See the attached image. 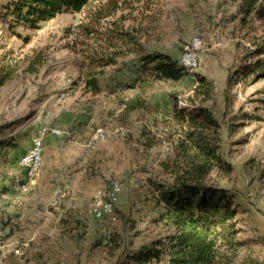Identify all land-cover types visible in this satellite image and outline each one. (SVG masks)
<instances>
[{
    "label": "rangeland",
    "instance_id": "obj_1",
    "mask_svg": "<svg viewBox=\"0 0 264 264\" xmlns=\"http://www.w3.org/2000/svg\"><path fill=\"white\" fill-rule=\"evenodd\" d=\"M12 27L0 17V264H131L141 246L174 235L155 187L186 176L199 107L219 157L202 182L234 196L249 242L238 262L264 264V76L244 75L264 60V0H91L38 30ZM194 39L200 62L185 79L137 87L142 55L180 63ZM37 138L42 169L29 184L18 162ZM116 182L112 213L95 218Z\"/></svg>",
    "mask_w": 264,
    "mask_h": 264
},
{
    "label": "trees",
    "instance_id": "obj_2",
    "mask_svg": "<svg viewBox=\"0 0 264 264\" xmlns=\"http://www.w3.org/2000/svg\"><path fill=\"white\" fill-rule=\"evenodd\" d=\"M91 0H10L4 5L0 15L8 26H22L28 30H38L40 25L55 18L58 14L80 13ZM251 11H245L250 15ZM8 20V21H7ZM12 27V28H13ZM256 56L264 54V47L257 49ZM111 64L105 62L100 66ZM0 69V86L8 80V72ZM139 88H147L155 82H180L189 75V71L167 54H144L136 67ZM264 76V60L257 59L244 75ZM198 87L197 92L209 96L211 82L198 74L192 75ZM97 79L87 84L98 91ZM131 88H134V86ZM201 88V89H200ZM138 102H128L127 111L141 108ZM196 121L200 128L190 132L188 145L196 154L188 159L190 167L172 185L157 184L156 203L161 206L160 219L172 225L175 234L166 241L158 240L141 246L129 255L131 264H257L258 260L243 259L238 262L240 252L249 242L241 240L237 227V207L234 196L225 189L206 185L202 176L213 166L219 164L216 145L212 137L204 134L205 128L213 124L210 112L199 107ZM2 144V142H0ZM19 164V162H18ZM20 166V165H19Z\"/></svg>",
    "mask_w": 264,
    "mask_h": 264
},
{
    "label": "built area",
    "instance_id": "obj_3",
    "mask_svg": "<svg viewBox=\"0 0 264 264\" xmlns=\"http://www.w3.org/2000/svg\"><path fill=\"white\" fill-rule=\"evenodd\" d=\"M202 42L199 39H194L187 47L180 58V64L188 71H193L200 62V50ZM55 135H59L58 131L53 132ZM42 139H34L31 147L20 158L19 165L25 171L26 180L29 184H33L39 176L42 169ZM120 192L119 184L113 183L108 194L109 201L99 203L97 206L91 209V214L100 219L106 214L112 213V202L116 200V196ZM15 254H19V250L14 251ZM1 261V260H0Z\"/></svg>",
    "mask_w": 264,
    "mask_h": 264
},
{
    "label": "crops",
    "instance_id": "obj_4",
    "mask_svg": "<svg viewBox=\"0 0 264 264\" xmlns=\"http://www.w3.org/2000/svg\"><path fill=\"white\" fill-rule=\"evenodd\" d=\"M25 172V171H24Z\"/></svg>",
    "mask_w": 264,
    "mask_h": 264
}]
</instances>
